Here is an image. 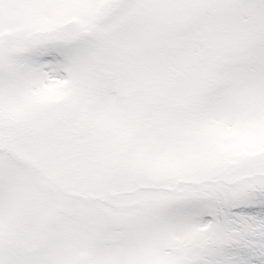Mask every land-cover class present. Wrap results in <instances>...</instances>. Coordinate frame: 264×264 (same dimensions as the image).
<instances>
[{
  "label": "snow or ice",
  "instance_id": "6c2138e0",
  "mask_svg": "<svg viewBox=\"0 0 264 264\" xmlns=\"http://www.w3.org/2000/svg\"><path fill=\"white\" fill-rule=\"evenodd\" d=\"M0 264H264V0H0Z\"/></svg>",
  "mask_w": 264,
  "mask_h": 264
}]
</instances>
